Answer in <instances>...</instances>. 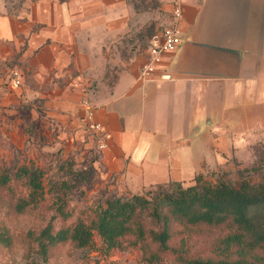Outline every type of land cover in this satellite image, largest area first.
<instances>
[{"label": "crops", "instance_id": "1", "mask_svg": "<svg viewBox=\"0 0 264 264\" xmlns=\"http://www.w3.org/2000/svg\"><path fill=\"white\" fill-rule=\"evenodd\" d=\"M102 11L98 0H2L0 110L29 104L38 114L41 104L47 139L65 140L80 157L95 152L103 176L132 193L191 181L256 139L264 0H185L183 42L149 78L140 75L148 51L118 76L106 67L94 35L110 25ZM13 69L21 85L12 84ZM86 101L106 126L104 150L85 124Z\"/></svg>", "mask_w": 264, "mask_h": 264}, {"label": "trees", "instance_id": "2", "mask_svg": "<svg viewBox=\"0 0 264 264\" xmlns=\"http://www.w3.org/2000/svg\"><path fill=\"white\" fill-rule=\"evenodd\" d=\"M46 170L34 160L8 167L0 159V252L21 246L25 259L41 258L34 264L76 248L106 260L136 251L145 264H264V179L212 182L198 174L188 185L171 180L79 208L68 200L69 181L54 185L57 195L47 199ZM44 206V215L53 211L44 224L14 230L13 223L40 217Z\"/></svg>", "mask_w": 264, "mask_h": 264}, {"label": "rangeland", "instance_id": "3", "mask_svg": "<svg viewBox=\"0 0 264 264\" xmlns=\"http://www.w3.org/2000/svg\"><path fill=\"white\" fill-rule=\"evenodd\" d=\"M98 1L103 6L102 15L110 21V25L106 26V29L96 31L94 35L98 36L102 42V51L107 60L106 67L115 70L118 76L121 70L146 55L151 36L168 22L170 0ZM262 52L264 53V45ZM109 76L104 78L114 79L113 74ZM255 94L256 101L253 104L263 105L264 108V69L261 73L259 89ZM32 108L31 105L25 104L16 111L4 110V108L0 110V159L4 164L14 167L34 160L38 165L46 168L43 180L46 197L51 202L57 195V192L53 190L54 185L63 181H69L72 184V190L68 191L67 197L72 206L79 208L102 206L108 197L132 194L131 191L122 189L115 177L103 176L102 167H96L94 164L98 156L95 157L94 151L89 157L84 155L80 157L72 152L70 146L67 147L65 140L47 139L45 111L41 104L37 106L38 114ZM258 114V116L264 115V111ZM203 126L209 125L204 123ZM259 130L256 139L241 141L235 146L234 152L225 164L208 168L201 174L212 182H216L220 177L232 182L240 178H249L253 182L263 180L264 127H260ZM201 153L209 162L212 160L209 153L204 151ZM195 178L182 182L188 185L194 183ZM44 207L38 210L40 217L33 216L23 219L19 224L13 223L14 230L20 232L44 224L53 212L44 215L43 211H48L49 206ZM85 256L90 257V264H111V261H115L116 264H145L139 260L136 251H119L106 260L96 251L87 248H76L71 253L66 252L52 260L50 264H82ZM31 259L34 263H42L37 255ZM32 260L23 257L21 246L0 252V264H34Z\"/></svg>", "mask_w": 264, "mask_h": 264}, {"label": "built area", "instance_id": "4", "mask_svg": "<svg viewBox=\"0 0 264 264\" xmlns=\"http://www.w3.org/2000/svg\"><path fill=\"white\" fill-rule=\"evenodd\" d=\"M168 12V22L153 33L150 38L147 60L140 71L143 78L154 75L163 63L165 55L175 51L183 42V31L180 24L183 18V0H170ZM22 78L18 69L11 71L12 84L21 85ZM84 107L86 109L84 120L87 129L97 140L98 148L104 150L109 146L106 126L97 118L95 105L86 101Z\"/></svg>", "mask_w": 264, "mask_h": 264}]
</instances>
